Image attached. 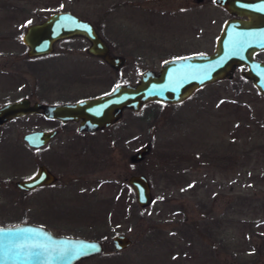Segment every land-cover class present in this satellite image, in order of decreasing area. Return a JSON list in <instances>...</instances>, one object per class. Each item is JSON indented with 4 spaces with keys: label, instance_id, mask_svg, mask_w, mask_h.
Segmentation results:
<instances>
[{
    "label": "rangeland",
    "instance_id": "rangeland-1",
    "mask_svg": "<svg viewBox=\"0 0 264 264\" xmlns=\"http://www.w3.org/2000/svg\"><path fill=\"white\" fill-rule=\"evenodd\" d=\"M153 2L0 0V98L8 84L19 96L46 83L50 102L75 100L107 92L119 81L135 84L143 70L157 72L162 61L185 53L176 52L184 44L182 30L172 37L176 18L154 12ZM54 8L95 24L126 64L112 70L92 58L79 37L57 43L49 57L27 59L25 27ZM195 90L181 103L151 100L124 111L106 132L89 136L88 146L79 138L44 154L21 141L40 119L5 124L0 225L34 223L59 236L101 242V254L75 264H264V127L256 129L264 122V97L237 71L231 80ZM240 126L251 130L241 133ZM72 133L73 127L64 128L55 142ZM143 144L150 146L145 157L130 162ZM39 163L57 182L17 192L14 182L35 174ZM133 174L147 177L153 200L144 208L127 182ZM117 233L132 241L122 251L111 246Z\"/></svg>",
    "mask_w": 264,
    "mask_h": 264
},
{
    "label": "water",
    "instance_id": "water-1",
    "mask_svg": "<svg viewBox=\"0 0 264 264\" xmlns=\"http://www.w3.org/2000/svg\"><path fill=\"white\" fill-rule=\"evenodd\" d=\"M86 38L90 43L86 51L92 56H100L114 69L123 64L122 57H114L109 52L105 42L101 40L98 31L88 20H80L68 11L52 13L40 24L25 27L21 41L27 45L26 55L33 57L52 51L53 42L64 37ZM212 54L191 53L178 58L170 57L160 63L158 71L147 69L139 74L136 83H119L105 95L78 100L75 103L66 102L56 105H30L27 98L14 100L0 106V125L11 121L16 116L41 111L43 116L59 118L62 122L73 120L79 122V129L86 131L109 127L122 116V109L137 111L141 105L156 100L172 104L182 102L195 89L205 83H213L224 78L231 79L234 65H246L243 77L250 79L251 84L264 97V62L253 60L249 53L244 54ZM51 131L27 132L22 136L31 146L36 147L47 141ZM149 145L143 144L131 155L129 161H141L149 151ZM147 177L133 174L127 180L133 189L136 203L140 208L152 202ZM55 181L54 174L43 165H39L37 173L27 180H18L16 187L28 190L39 184H49ZM110 242L114 251L124 250L132 241L120 233L111 237ZM102 251L101 242L78 236H59L51 233L43 225L20 223L17 225H0V264H75L87 257L95 256Z\"/></svg>",
    "mask_w": 264,
    "mask_h": 264
},
{
    "label": "flooded vegetation",
    "instance_id": "flooded-vegetation-1",
    "mask_svg": "<svg viewBox=\"0 0 264 264\" xmlns=\"http://www.w3.org/2000/svg\"><path fill=\"white\" fill-rule=\"evenodd\" d=\"M153 1H154L153 9H155L153 10L154 12L157 13V11L162 10V12H167V14L169 13L171 17L176 18V21H174L173 29L171 30V31H174L172 34V37H175V34H179L180 30H182L181 31L183 33L182 41L184 43L182 45L183 49L180 46L178 47V50L176 52H178L177 54H180V53H185V54H180L178 56L174 55L172 57L178 58L184 55L188 56V55H191V53L212 54L216 52V48H217L219 49L217 54L249 53L252 55L253 60L264 62V0H153ZM62 11H68L70 15L72 16L75 15L80 20L85 19V18L83 19L80 16H78V14H76L75 12L69 11L67 8H62V9L54 8L53 11H51V13L45 14V16L41 19V21H43L45 18L47 19L50 15H52V13H55V12L58 13ZM41 21L37 23L33 22L31 24H34V23L40 24ZM90 24L94 27L96 31H98L95 24L93 25L91 22ZM98 35L100 36L99 31H98ZM74 37H79V36L76 35ZM74 37H69V38L64 37L63 39H60V40L57 39L53 42L52 51H50L49 53L48 52L43 53L42 55H39V56L35 55L33 57H28L27 59H32V60L39 59L40 60L43 57L44 58L49 57L51 56V54H54V49L57 46V43L62 42L63 40L72 39ZM79 38H82V37H79ZM82 39L88 44H90L86 38H82ZM101 40L104 41L102 38ZM192 44L194 45L191 46ZM23 45L25 44L23 43ZM105 45H107L109 52H111L109 54H111L114 57H117V56L122 57V55H119V54L115 55L114 52L111 51L107 42H105ZM25 46H26V49H25V55H26L27 45ZM172 46H174V44ZM89 54L92 58H95V59L97 58L101 60V62L105 63L110 68H112V66H110L108 62L103 61L100 56H92L91 53ZM56 59L53 60L52 62L53 64L54 62L57 63ZM122 59H123L122 65L126 64L125 58L122 57ZM122 65H120L118 69L112 68V70L118 72V70L122 67ZM246 68L247 66L245 64L244 65H239V64L234 65L232 74L234 73V71H237L239 73L240 79H244V80L247 79L250 82L249 78L242 76V72H244ZM119 83L128 84L123 81H119L118 84ZM34 84H33L34 86L32 85V87L28 89V91L24 92L23 95L21 94L19 96L15 95V93L13 94V90L15 89L11 88L10 84H8V86L6 87L9 90L8 89L6 90L7 94L5 96L3 97L1 96L2 98H0V100L1 101L4 100V101L0 103V106H2L4 103H7V102L10 103V102H14V100H21L24 98L28 99L30 105L34 104L35 102H39L40 104H43V105L45 104L56 105L57 103L64 104L66 102L75 103L81 99L85 100L90 97L94 98L102 94L105 95L110 90L109 89L107 92H104V93L102 92L98 93V95H95V96L90 95L87 97H78L75 100L66 99L63 101L61 97H59V98L54 99L55 101L50 102V100H48L49 87H46L47 84L46 83L44 84L34 83ZM251 86L253 87L252 84ZM175 103H178V102H175ZM40 110H38L35 113H31V114L26 113L23 116H16L13 119H11V121L8 120L4 122L3 124H1L0 128L3 127L7 123L14 122L15 119H18V118L21 119L25 117H30L34 119L36 118L40 119L39 120L40 125L32 130L29 129L25 133H23L21 135V141H23L22 144L25 145V148L27 147V149L29 148L31 149V151L35 153L41 151L42 154H44V152L48 153V152L57 150V149L53 150L57 144H59V146H63V144H68V142L72 140H78L79 138H81L80 139L81 141L86 142L88 146L87 141L89 139V136L93 138H95V136H99L100 134L106 132L113 124L115 125V123H117V121L120 119L119 118L116 122L111 123L109 127L107 128L102 127L96 130L92 129V130L86 131L84 129H79L78 126H79L80 119H78V121L67 120L66 122H62L59 118H51L48 116L46 117L43 116ZM128 110L129 109H125V108L122 109L121 114L124 111H128ZM72 127H73L75 135H73L72 133L70 137H68L67 140L66 139L63 140L61 138L62 140H60V142L58 143L55 142L57 138L60 136L61 130H63L64 128L68 129ZM36 131H42L46 133L47 131H51L52 133L51 135L47 137L46 142H44L43 144L41 143L37 145L36 147H34V146H31V144H29L27 140L26 141L23 140L22 136L26 134L27 132L33 133ZM2 133L4 132H1L0 135ZM9 143H11V141ZM7 146H10V145H7ZM59 146H58V149H60ZM39 165H43V163H39L37 165L35 169L36 173H37V168ZM44 167L48 171H51L46 166ZM51 172L52 174H54L53 171ZM32 175L34 174H31L27 178H24V179L19 178L17 179V181L27 180ZM54 177H55V181L50 182L49 184L42 183L36 187L28 188V190H23L22 188H19V187L17 188L16 187L17 181L14 182L15 183L14 187L17 192L19 191L23 193L24 195H26V194H29V191L31 190H37L42 187L47 188L53 183H56L57 182L56 176L54 175Z\"/></svg>",
    "mask_w": 264,
    "mask_h": 264
},
{
    "label": "trees",
    "instance_id": "trees-1",
    "mask_svg": "<svg viewBox=\"0 0 264 264\" xmlns=\"http://www.w3.org/2000/svg\"><path fill=\"white\" fill-rule=\"evenodd\" d=\"M262 127H264V122H261V124L258 123V124L256 125V129L261 130ZM240 130H241V133H248V132L251 130V128H249V127H247V126H240Z\"/></svg>",
    "mask_w": 264,
    "mask_h": 264
},
{
    "label": "snow or ice",
    "instance_id": "snow-or-ice-1",
    "mask_svg": "<svg viewBox=\"0 0 264 264\" xmlns=\"http://www.w3.org/2000/svg\"><path fill=\"white\" fill-rule=\"evenodd\" d=\"M30 23V22H29Z\"/></svg>",
    "mask_w": 264,
    "mask_h": 264
}]
</instances>
